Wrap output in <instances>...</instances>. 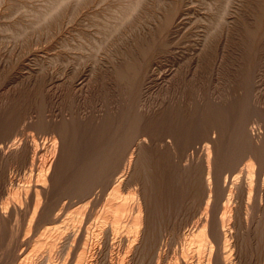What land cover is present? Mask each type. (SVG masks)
<instances>
[{
    "label": "bare ground",
    "instance_id": "1",
    "mask_svg": "<svg viewBox=\"0 0 264 264\" xmlns=\"http://www.w3.org/2000/svg\"><path fill=\"white\" fill-rule=\"evenodd\" d=\"M76 1L81 8L90 2ZM67 2L48 3L39 16L50 18ZM141 3L130 2L123 16ZM182 11L161 13L153 31L90 75L58 73L47 56L38 70L3 76L0 245L27 225L31 231L9 264H243L251 258L245 248L264 247L262 28L237 44L208 36L184 52L170 39ZM234 50L237 98L219 89ZM59 187L72 199L62 212L48 202ZM244 200L253 201L246 211ZM192 205L193 222L181 217ZM169 233L181 244L173 253Z\"/></svg>",
    "mask_w": 264,
    "mask_h": 264
},
{
    "label": "rangeland",
    "instance_id": "2",
    "mask_svg": "<svg viewBox=\"0 0 264 264\" xmlns=\"http://www.w3.org/2000/svg\"><path fill=\"white\" fill-rule=\"evenodd\" d=\"M50 1H52V0H15V1L10 0L8 2H6L5 0H0V3L2 2L0 4V10L2 9L0 11V27H1L0 28V61H1L0 66L2 68V71L4 68V70L7 72V73L1 72L0 76L2 75L1 76L2 79L0 77V80H1L0 83H3V80H4L3 76L4 77L7 76V79H9V77L14 75V74H15V77H20V74H18V73L26 74V71L27 72L30 71L29 69L35 68L38 70L40 68V66L42 65V63L46 62L45 60H47V62H48L49 59H51L53 62L56 63V64H54V66L55 67L57 66L56 71L58 73H60L62 71H67L69 73H72L71 71L73 70V72H74L73 74H75V76H76V75L80 74V72H79V70H80V71L84 72L86 75H90L99 66L101 68L103 66V64H108V61L111 59L110 57H112L114 55V52L116 53L119 50H121L122 46L124 47L125 44H129L132 40L137 38L139 35L145 36L147 34V32L150 31V29H151V31H153L155 26L158 24L161 15L165 12L166 13H172L177 5H180L181 9H183L182 16H181L182 19L180 17V20H179L181 22V23H179V27H180L179 31H181V32L178 31L177 34L172 35V37H170V39L173 42H175V40H176V44H178V47L181 46V49L184 52H185V50H186V52L192 50V48L196 47L199 43L203 42L208 36L209 37L211 36L210 38H213L214 40H217V41L219 40L222 43L227 42V43L237 44V42L239 40L249 38L248 33L256 31L257 28H259V27L262 28V30L260 29L261 34L259 37L264 42V0H141L143 3H141L140 6H138V8L135 9V12L129 13V14H132V16L129 14L127 16H125V15L123 16V11L126 9L128 4L134 0H99V1L97 0L98 2H96V0H92V1L90 0V2H89V0H88L87 2H89V3H87V8H86V6L84 7L85 9L83 7L81 8L77 4L76 0H73V1L68 0L67 4H65V5L69 6L68 8L64 7V5H63L60 11L58 10V12L56 11V13H54L53 16H55V17L57 16V18H55L53 16L50 17L51 19L49 17L47 18L50 22H52V21L54 22V23H52L53 26H52V24H50V22L47 19L43 20V17L39 16V15L43 14V13H41V11L43 12L45 10V8H47L48 6H50L52 4V2L53 3L56 2V0H53L52 2H50ZM42 2H43V4H42ZM74 2H76V3H74ZM45 3L48 5L44 6ZM90 3H92L91 6H90ZM99 3H101V4H99ZM123 3L125 6L123 5ZM14 4H15V6H12ZM68 4H70V5H68ZM105 4L107 6H105ZM76 5H78V6H76ZM121 7H123V8H121ZM37 9H38V11H37ZM102 9H103V11H102ZM78 10L80 12H78ZM117 11L119 12V15H117L118 14ZM68 12L70 13V15L72 13V15L70 16ZM26 13H28V14H26ZM64 13H65V15H63ZM102 13H103V15H102ZM72 16L74 17V19ZM121 16L124 18H122ZM76 17H78V18H76ZM109 17L111 19L112 18L113 19L111 20ZM63 19L64 20L66 19V20L64 21ZM38 24H39V26H38ZM4 25H5V27H4ZM6 25H7V28H6ZM53 29H54V31H53ZM1 30H3V31H1ZM46 31H48V32H46ZM77 33H79V34H77ZM56 34H59V37ZM52 37H55V38H52ZM121 37H123V38H121ZM64 38H65V40H64ZM50 39H52V40H50ZM72 40H73V42H72ZM225 40H227V41H225ZM122 43H124V44L122 45ZM114 44H116L118 46H116ZM113 47H115V48H113ZM100 48L102 50H100ZM117 48H118V50H117ZM80 50L83 52H81ZM112 50H113V54L111 53ZM58 52H61L60 55H63L64 57L60 56L58 54ZM236 52H237V50H234V51H232V53H230L228 55L229 61L227 60V63L228 62L229 63L227 64L228 65L227 67L228 68L230 67L229 71H231L230 72L231 75H230V77H228L229 79L228 78L226 79L227 81L224 79L222 80V82L220 83L221 85L219 86L220 87L219 89L221 91V94L225 93V92H226V94H233L234 93L233 95H235L237 98V90L239 88L237 85V64L239 61H237L238 59H237ZM151 55L154 56V52H152ZM50 56H52V57H50ZM56 56H58V58H62L63 60L57 59ZM45 57H47L49 59H47ZM1 58H3V59H1ZM58 61H60V63ZM2 62L7 64V65L3 64ZM9 63H11V64H9ZM97 64H98V66H97ZM8 66H11L13 70L15 68V70H17V73L15 70L11 71V73H10V70H12V69H11V67H9L10 69L8 70ZM262 72H264V66H263ZM234 77H235V79H234ZM226 87H228V88H226ZM253 112H254L253 110H252V112L249 110V111H247V115L248 116L250 115L251 117L254 118L253 115H255V113H253ZM206 120H209V118H206ZM252 125L256 126L257 123L253 122V123H251V126ZM201 142H199V143L197 142L196 143L197 145L196 144L195 145L198 147H201L203 145V142L202 143ZM189 151L191 152V149ZM183 162H185V160ZM27 172L28 171H26V173H25L24 170H21L20 173H17V174L20 176V174L22 173L21 178H23V176H25V174L26 175L28 174ZM103 187L104 186L101 185V187H98L96 189V191L97 190H98L97 192L103 191L104 190ZM59 188H57L58 192L56 190H54V191H56V193H54V191L52 192V194L50 195V197L48 199V202L51 200L50 201L51 207L54 204L53 208L57 207L55 211L59 212L61 210L60 212H62L64 206L68 205V203H70L72 199H70L71 198L70 195L67 196L68 195L67 192L63 191L64 194L62 193L61 190H64L62 187L60 188V191H59ZM101 188H102V190H101ZM59 192H61V193H59ZM55 194H57V196H60V195L61 196L56 197ZM58 194H60V195H58ZM0 196L2 197V199L0 198V200L2 201V202L0 201V203L3 204L6 200V196H2V195H0ZM62 196H64V197L61 198ZM3 197H4V200H3ZM53 197H55V199H54L55 201L52 200ZM57 199L59 200V202ZM243 202H244V204H242V205H243V208L245 211H246V208H245L246 206L249 207L250 204L253 205V201H249L251 203H247L248 200H244ZM245 202L247 204H245ZM55 205H57V206H55ZM58 206H60V207H58ZM61 206H62V208H61ZM193 206L194 205L189 206L188 209H186L187 211H185V213H182L181 217L182 216L185 217V216L190 215L191 216L190 217L191 222H193L195 219H197V216H199V213H197L198 215L193 213L194 212ZM190 208H191V210H190ZM245 211L243 212L244 214H245ZM190 212H191V214H190ZM193 214L195 216H192ZM244 214H243L242 220H244L246 222L247 220H245V219H247V218ZM15 219L16 218L12 219L13 223H11V225L14 224ZM249 220H250V218H249ZM28 227H29V225H27V227L22 230V231L25 230L24 235H26V236L29 235L28 233H31V231ZM21 233L22 234H20L19 239H17L18 237H12V241H14V242L11 241L12 242L11 245H10V240H11L10 236H8L10 239L7 237L5 239V241L0 245V247L4 246V248H2V249L0 248V263L1 264H3L2 263L3 261H4V264L5 263L9 264L11 261L10 259H12V255L10 256L9 254H13L14 251H17V250L22 248V246L20 244H22L23 237H21V236H24V235H23V232H21ZM174 235H175L174 233H169L167 235L168 247L170 246L169 250L171 253H173L175 248H179L181 246L180 242L176 241L177 237ZM26 236H24V238ZM20 238H22V239H20ZM6 240H8V241H6ZM19 241H20V244H19ZM14 245H16V247H14ZM14 248H16V249H14ZM262 248H263V250H262ZM252 249L248 250V248H247L248 253H245V252H247V250H246V248L244 249V254H246L245 256L249 255V257H251L253 259L251 260V258L250 259L248 258L247 259L248 261L244 262L243 264H245V263H247V264H254V263L260 264L261 262H262L261 264H264V261H263L264 247L259 248V250H258L259 252H257V253H256V250H257L256 246H254ZM251 253H252V255H251ZM5 254L7 256H5ZM259 256L261 258H258ZM259 261H261V262H259Z\"/></svg>",
    "mask_w": 264,
    "mask_h": 264
}]
</instances>
